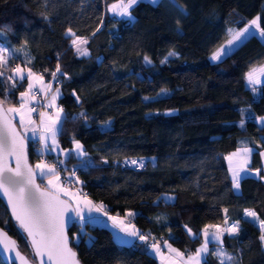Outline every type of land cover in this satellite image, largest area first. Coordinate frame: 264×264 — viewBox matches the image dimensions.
I'll return each mask as SVG.
<instances>
[{
	"label": "trees",
	"instance_id": "trees-1",
	"mask_svg": "<svg viewBox=\"0 0 264 264\" xmlns=\"http://www.w3.org/2000/svg\"><path fill=\"white\" fill-rule=\"evenodd\" d=\"M113 1L0 0V44L13 53L7 69H0V99L12 86L7 79L11 65L24 66L30 58L27 68L45 82V90L35 88L43 96L41 111L53 114L43 107L46 80L59 64L67 78L58 75L51 82L52 89L59 87L56 105L63 109L57 140L65 152L78 140L85 156L52 151L43 159L64 161L58 171L70 180L67 188L103 205L106 215L134 213L128 217L134 225L159 241L178 236L185 255L203 242V226L233 221L239 234L222 237L224 251L235 264H264L259 240L264 183L244 176L234 192L224 162V155L247 146L253 149L248 168L261 170L257 144L264 146V127L254 118L264 115V80L247 88L244 75L264 65V40L248 36L221 61L207 60L229 27L237 29L254 16L264 27V0H176L184 12L172 0L157 5L141 0L131 10L132 20L107 14L106 5ZM69 28L87 39L82 45L87 56L75 51L73 37L66 35ZM170 51L177 55L161 63ZM16 83L5 109L16 106V94L23 91L24 80ZM241 110H246L244 127L239 126ZM35 121L38 126L40 116ZM35 141L29 138L26 146L31 166L40 159ZM141 158L140 169L123 165ZM37 183L44 187L42 179ZM245 210L258 219L245 217ZM0 228L29 255L25 235L1 203ZM67 236L80 264H156L147 246L117 244L103 226L74 220ZM218 246L210 242V253ZM204 264L219 261L209 254Z\"/></svg>",
	"mask_w": 264,
	"mask_h": 264
},
{
	"label": "snow or ice",
	"instance_id": "snow-or-ice-1",
	"mask_svg": "<svg viewBox=\"0 0 264 264\" xmlns=\"http://www.w3.org/2000/svg\"><path fill=\"white\" fill-rule=\"evenodd\" d=\"M147 2L157 5L160 0H147ZM141 3V0H119L118 3H113L108 7V11L112 12L115 16L123 17L128 20H132V9ZM172 3L184 12V9L179 5L176 0H172ZM47 19V16L44 17ZM261 17L257 16L248 21L244 27L239 30L229 27L227 34L230 39L225 44H222L211 55L210 59L213 62L221 61L224 57H227L232 49L236 47L242 39L248 36L259 35L264 38V27L260 23ZM99 30V29H97ZM67 36L73 37L71 43L75 48V51L81 56H87V48L82 45L87 44V39L76 37L75 33L69 28L66 32ZM13 52L21 51L20 49H12ZM9 51L7 48L0 47V69L6 70L8 67ZM27 57V53H24ZM177 55L174 51H170L168 56L165 57L161 63L166 62L168 57ZM144 61L147 64H151L152 61L148 56L144 57ZM31 63V59L28 58L24 62V67L17 65L12 70L13 75L7 77L8 80H12L11 89L17 88V83L13 79L16 77L18 80L23 81L25 79V68ZM58 75H64L61 71V67L57 64L55 71L51 73L52 79L55 81ZM264 75V65L259 68L253 67L246 74V80L249 85H256L260 83V76ZM4 76V71L0 70V77ZM28 85L25 91H21L20 104L18 107H7L5 105L10 103L9 95L11 89H6L4 97L0 99V195L6 198L9 209L11 210V217L16 221V226L20 229L21 233L25 235L27 241L26 246L31 249L28 256L21 253L19 245L15 240H12L7 236V233L0 229V249L4 252L14 253L15 257L12 264H79L77 260L76 252L69 247V238L66 234V227L73 218H78L81 222L84 221L82 215L83 209L80 207V202L73 200L75 196L63 187L64 182L60 178V173L57 170L56 164L47 163L44 159V153L58 151L63 155H70L76 153L78 156H85L83 146L78 140H73L72 149L65 152L60 149L57 137L60 132V123L63 119V109L58 108L56 105V99L59 96V87H56L55 93L51 95L49 103L45 104V108H56L55 116L51 113L41 111L39 113L40 121L38 126L37 122L32 119L31 114L37 109L31 107L30 101L35 99V93L33 91L34 85L33 79L43 80L42 76L36 75L32 69L27 68ZM46 88L51 92L52 84L48 83ZM255 91V88L253 89ZM47 95V93H46ZM75 95V93H73ZM145 99H149L145 97ZM79 102V97H77ZM245 111L241 110V117L239 126L244 127L245 124ZM170 114V113H169ZM19 116V125L13 123L12 117ZM80 118L87 119L85 113H80ZM249 118H252L249 116ZM27 119V123L25 120ZM255 122L264 126V116L255 117ZM31 126V127H30ZM23 130V131H21ZM32 132V138L38 139L40 147L37 148V152L40 154L39 162L35 166H31L28 163L26 155V141L29 139L27 133ZM37 133H39L37 137ZM49 141L51 147H49ZM257 148H260L259 155L264 158V148H261L260 144H257ZM253 153L251 147H243L238 149L229 157H225L231 161L232 157H240L242 163L238 164L235 168L231 166L229 171L231 172L232 188L239 190L240 182L244 178L242 173L249 172L247 164L249 158ZM14 161L15 167L11 166V162ZM107 163V161H104ZM59 164H64L63 160L59 161ZM125 164H131L137 168H142L145 165V161L141 159L126 160ZM260 169L255 170V174L264 179V176H260ZM42 177L47 179V186L42 187L40 183H37V178ZM75 176V173H72ZM80 181L77 180V183ZM60 193L68 196V200L61 198ZM166 199H172L166 197ZM75 203V207L73 206ZM83 203L88 207L89 211L95 209L101 212L104 209L103 205H94L89 200H84ZM227 213V209H224ZM102 214H107L102 212ZM132 212L126 213L125 218L108 216V219L113 222V227L118 228L120 232L126 236L135 237L141 241L147 242L148 237L139 232L135 225L127 220V217L134 216ZM245 217H252L253 220H257L256 213L252 210H245ZM159 219V218H158ZM227 224V219L225 220ZM187 227V226H186ZM260 236L259 240L264 245V221H259ZM209 228H214L215 231L209 232ZM239 224L233 223L230 227H221L220 225H206L202 230L204 242L199 248L195 250L193 254L187 255L172 248L171 244L165 242L171 252L176 253V256L180 257L184 261V264H204L207 255L211 254L216 256L219 264H235L234 258L224 251L222 237L226 233L229 236H236L239 234ZM189 236L195 237L197 234L188 229ZM123 242V241H122ZM209 242H218L219 246L209 251ZM151 249L157 254L161 255L159 244L153 239L150 244ZM35 257V259H32Z\"/></svg>",
	"mask_w": 264,
	"mask_h": 264
},
{
	"label": "crops",
	"instance_id": "crops-1",
	"mask_svg": "<svg viewBox=\"0 0 264 264\" xmlns=\"http://www.w3.org/2000/svg\"><path fill=\"white\" fill-rule=\"evenodd\" d=\"M0 47H3L2 46V44H0ZM5 48V47H4ZM10 53V55H9V57H11L12 55H13V53L12 52H9ZM8 61H9V58H8ZM11 73H13L12 72V70H11ZM36 74V73H35ZM13 75V74H12ZM24 75H25V79H24V88H23V91H25L26 89H27V87H26V85L28 84V82H27V78H26V74H25V72H24ZM37 75V74H36ZM13 79L16 81V82H20V80H18L16 77H13ZM34 80L35 79H33L32 80V83H34V88H36V89H38V90H40V91H42V90H45V82H44V80H37L36 79V81L34 82ZM20 93V92H19ZM19 93H17L16 95V98L18 99V102H17V105L16 106H14V107H18L19 106V104H20V95H19ZM31 102V101H30ZM47 102V101H46ZM264 116V115H263ZM258 117H261V116H258ZM15 121H16V123H17V125H19V116H15V117H12ZM254 121H255V119H254ZM25 123H27V119L25 120ZM256 123V122H255ZM257 124V123H256ZM258 126H260V127H264V126H261L260 124H257ZM34 126V125H33ZM31 127V126H30ZM21 131H23V130H21ZM27 135H28V137H30V138H32V132L31 131H29L28 133H27ZM38 135H39V133H37V137H38ZM49 147H51V143H49ZM263 148H264V146H263ZM260 151V150H259ZM232 153H234V152H232ZM231 152L230 153H228V154H226V155H224V162H225V165H226V168H227V172H228V174L230 173V171H229V168H230V166H227V160L228 159H225V157H229V156H231L230 154H232ZM232 160H235V157H232V159H231V161ZM259 160H260V164H261V176H264V161H263V158H261V156L259 155ZM231 166L233 167V168H235L237 165H235V164H231ZM263 183H264V179H261V178H259ZM84 199H86V200H89V199H87L85 196H82ZM90 201V200H89ZM99 213H101L102 214V212H99ZM104 215V214H103ZM113 217H116V216H113ZM84 221L83 222H85V221H87L88 223H91V224H93L94 223V221H95V219H97V218H92V217H87V216H84ZM119 218H121V217H119ZM123 219V218H122ZM75 220L76 221H80L78 218H75ZM98 222H100V220L98 219L97 220ZM233 223H235V222H233V221H231V222H229V223H225V222H223V221H219V222H216V223H213V224H207V225H220L222 228L223 227H230ZM106 224V223H105ZM105 224L103 223V224H100V225H102V226H105ZM94 225H97V224H94ZM206 226V225H205ZM205 226H203V228L201 229V235H203L202 234V230L205 228ZM106 228L109 230V232H110V234H111V237H112V239L117 243V244H124V245H129V244H132V243H136L137 241H138V239H136L135 237H130V236H126L124 233H122V232H120L119 231V229L118 228H114L113 227V222L111 221V220H109L108 219V224L106 225ZM213 231H215V229L214 228H209V232H213ZM224 235H227L226 233L224 234ZM229 236V235H228ZM174 240H175V242H176V244L175 243H169V241H166L168 244H171V246H172V248H174V249H176L177 251H179V252H181V253H183V249H182V241H181V239L178 237V236H176V237H174L173 238ZM204 239V238H203ZM123 241V242H122ZM204 241V240H203ZM210 243V242H209ZM164 244H165V241H164ZM200 246V245H199ZM198 247V246H197ZM196 250V249H195ZM195 250L193 251V253L195 252ZM147 251H148V253L151 255V256H153V258L155 259V261H156V264H184V261L183 260H181V258L180 257H178V256H176V253H174V252H171L169 249H168V253L167 252H165V251H161V255H157L152 249H151V247L150 246H147ZM193 253H191V254H193ZM172 254V255H171ZM188 255H190V254H188ZM187 258V255H185V259Z\"/></svg>",
	"mask_w": 264,
	"mask_h": 264
},
{
	"label": "rangeland",
	"instance_id": "rangeland-1",
	"mask_svg": "<svg viewBox=\"0 0 264 264\" xmlns=\"http://www.w3.org/2000/svg\"><path fill=\"white\" fill-rule=\"evenodd\" d=\"M144 1H147V0H144ZM119 2V0H117V1H113V2H110V3H108L107 5H106V8H105V10H106V12H107V14H109V15H114L112 12H110V11H108V7L107 6H109V5H111V4H113V3H118ZM115 16V15H114ZM116 17H119V16H116ZM256 16H254V17H252V18H250L249 20H247V22L248 21H250L251 19H253V18H255ZM247 22H245L241 27H239V28H237V30H239L240 28H242V27H244L245 26V24L247 23ZM259 40H264V38H261V37H259V35L257 34V35H255ZM231 37H229L228 36V34L226 33H224V31L221 33V39H220V42L208 53V55H207V60L209 61V62H213L211 59H210V57H211V55L213 54V52L216 50V49H218L222 44H225L226 42H227V40L228 39H230ZM247 38V37H246ZM245 39V38H244ZM244 39H242V41L244 40ZM72 41V40H71ZM241 41V42H242ZM239 44V43H238ZM237 44V45H238ZM236 45V46H237ZM235 48V47H234ZM233 48V49H234ZM11 57H9V59H10ZM19 66H21V65H19ZM21 67H24V66H21ZM13 73H11V75H12ZM25 74L27 75V68H25ZM26 78H27V76H26ZM261 80H264V75H262V76H260V81ZM36 81V79L34 80V82ZM244 83H245V86L247 87V88H250V85L248 84V82H247V80H246V76L244 75ZM27 82H28V79H27ZM28 85V84H27ZM27 85H26V87H27ZM33 85H34V83H33ZM253 90V89H252ZM253 92V94H256L255 92H256V90H255V92L254 91H252ZM55 93V89H51V92H48V96H47V98H46V101H47V103H49L50 102V100H51V95L52 94H54ZM53 109V117L55 116V113H56V110H55V108H52ZM41 119V118H40ZM39 125V124H38ZM34 126H36V125H34ZM30 138V137H29ZM243 147H245V146H243ZM243 147H241V146H239V147H237L235 150H233L232 152H237V150L238 149H241V148H243ZM231 152V153H232ZM77 155V154H76ZM231 155V154H230ZM249 161H250V158H249ZM263 161H264V158H263ZM39 162V160H37V161H35L34 163H33V167L35 166V164L36 163H38ZM230 163L231 164H235V165H238V164H240V163H242V160L240 159V157H235V160H232V161H229V160H227V166H230ZM248 164H249V162H248ZM248 164H247V167H248ZM249 169V168H248ZM242 175L243 176H257L256 174H255V171L254 170H250L249 169V172L248 173H246V174H244V173H242ZM229 177H230V179H231V172L229 173ZM38 178L39 179H42L43 180V185H44V187H46L47 186V179L46 178H42V177H39L38 176ZM231 185H232V182H231ZM232 187V186H231ZM66 188V190L67 191H69V192H71V193H74L75 194V196L73 197V200L74 201H76V202H80V207L83 209V212H82V215L83 216H87V217H92V218H97V219H95V221H94V223L93 224H97V226H102V225H100V224H105V226H103V227H106V225L108 224V216H110V215H103V214H101V213H99L98 211H96L95 209H93L92 211H89V209H88V207L83 203V201L85 200L82 196H84L82 193H80L79 192V190L77 189V190H74V189H71V188H67V187H65ZM233 189V188H232ZM233 191L234 192H237V190L236 189H233ZM60 196L62 197V198H65V199H69V197L68 196H65L63 193H60ZM163 196H165V197H171V195H169V194H167V195H163ZM73 206L75 207V203H73ZM103 211H105L104 209H103ZM125 217V216H124ZM100 220V222H98L97 220ZM127 219H129L128 217H127ZM79 223H83V222H81V221H79ZM141 229V228H140ZM82 231V229L80 230V232ZM146 234V233H145ZM147 235V234H146ZM203 236V235H202ZM150 237V236H149ZM152 238H154V237H152ZM204 238V237H203ZM76 239V238H75ZM86 241V243H88L89 242V240H88V238L87 239H85ZM204 240V239H203ZM165 242L166 241H169V243H175L176 244V242H175V240L173 239V238H168V239H165L164 240ZM204 242V241H203ZM202 242V243H203ZM201 243V244H202ZM201 244H200V246H201ZM199 245H198V247L197 248H199L200 247ZM167 248V247H166ZM196 248V249H197ZM167 250H168V248H167ZM172 255V254H171Z\"/></svg>",
	"mask_w": 264,
	"mask_h": 264
},
{
	"label": "built area",
	"instance_id": "built-area-1",
	"mask_svg": "<svg viewBox=\"0 0 264 264\" xmlns=\"http://www.w3.org/2000/svg\"><path fill=\"white\" fill-rule=\"evenodd\" d=\"M15 66H16V65H14V66L12 67V69H14ZM53 71H55V69H53V70L49 73V75H48V78H47V80H46L48 83L54 82V80L52 79V76H51V73H52ZM33 91H34V93H35V99L38 100V104H32V105H29V106H31V107H35V108L37 109V111H35V112H33V113L31 114V116H32L33 118H35V120H37L38 117H39V113H40L41 110H42V103H43L42 100H43V96L40 95V94L38 93V91H37L35 88L33 89ZM4 93H5V91L2 93V98L4 97ZM35 140H36V141L34 142V144H35V145L37 144L36 146L39 147V141H38V139H35ZM54 164L57 165V170H58V169H59V164H58L57 162L54 163ZM123 165H126V164H125V161H123ZM128 166H132L133 169H140V168H137L136 166L131 165V164H128ZM61 180L64 182V184H63L64 187H65V186L67 187V186L71 185L69 179L63 177V178H61ZM102 212H105V211L102 210ZM121 218H125V217L122 216ZM127 220H130V219H127ZM130 221H131V220H130ZM131 223L134 224L132 221H131ZM135 227H136V226H135ZM136 229L139 230V232L145 234V232H144L142 229H140V228H138V227H136ZM145 235H146V234H145ZM146 236L148 237L147 242H145V241H141V240L138 239V243H139L140 245H143V246H150V244L153 242V239H154V240L159 244V246H160V250H161V251H165V252L168 253L167 248L164 246V245H165V244H164V241H159V239L149 237L148 235H146Z\"/></svg>",
	"mask_w": 264,
	"mask_h": 264
},
{
	"label": "water",
	"instance_id": "water-1",
	"mask_svg": "<svg viewBox=\"0 0 264 264\" xmlns=\"http://www.w3.org/2000/svg\"><path fill=\"white\" fill-rule=\"evenodd\" d=\"M13 119V118H12ZM13 123H15L14 122V119H13ZM26 146H27V141H26ZM25 151H26V148H25ZM11 166L12 167H15V163H14V161H12L11 162ZM62 198V197H61ZM62 199H64V200H67V199H65V198H62ZM0 203L3 205V207L5 208V210L7 211V213L9 214V216H10V218L12 219V217H11V210L9 209V207H8V204H7V200H6V198L5 197H3L2 195H0ZM13 220V219H12ZM75 220V217L73 218V220L72 221H70L69 223H68V225H67V227H66V234H67V230L69 229V227L71 226V224H72V222ZM14 221V223L16 224V221L15 220H13ZM0 229H2V228H0ZM3 230V229H2ZM7 236L8 237H10L8 234H7ZM11 238V237H10ZM12 239V238H11ZM69 247H70V245H69ZM31 250V249H30ZM14 257H15V254L14 253H9V252H4V251H2V249H0V262L2 263V264H12V261L14 260ZM33 259H35V257H33ZM17 264H18V262H17ZM37 264H38V262H37ZM80 264V263H79Z\"/></svg>",
	"mask_w": 264,
	"mask_h": 264
},
{
	"label": "bare ground",
	"instance_id": "bare-ground-1",
	"mask_svg": "<svg viewBox=\"0 0 264 264\" xmlns=\"http://www.w3.org/2000/svg\"><path fill=\"white\" fill-rule=\"evenodd\" d=\"M14 65H15V63H13V64L11 65V68H12Z\"/></svg>",
	"mask_w": 264,
	"mask_h": 264
}]
</instances>
